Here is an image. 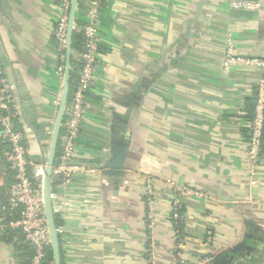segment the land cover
I'll use <instances>...</instances> for the list:
<instances>
[{
    "label": "crops",
    "instance_id": "1",
    "mask_svg": "<svg viewBox=\"0 0 264 264\" xmlns=\"http://www.w3.org/2000/svg\"><path fill=\"white\" fill-rule=\"evenodd\" d=\"M232 1L103 0L96 83L75 151L94 171L53 190L63 264H264V146L257 166L247 153L264 69L223 67L229 45L264 58V0H249L260 10ZM9 2L13 19L0 16V39L7 70L29 87L34 172L49 151L61 91L58 0ZM88 16L79 0L75 29ZM118 143L119 169L110 166ZM7 149L0 140V264H29L31 244L4 220L14 178Z\"/></svg>",
    "mask_w": 264,
    "mask_h": 264
},
{
    "label": "built area",
    "instance_id": "2",
    "mask_svg": "<svg viewBox=\"0 0 264 264\" xmlns=\"http://www.w3.org/2000/svg\"><path fill=\"white\" fill-rule=\"evenodd\" d=\"M73 0H58V16L54 26L58 62L55 73L61 82L65 73L68 28ZM89 16L82 27L84 34V50L82 66L76 87L69 95L67 110L60 134L58 153L53 168L52 185L64 188L80 172H93L94 169L79 163L75 159L77 140L81 133L87 109V93L96 83V67L100 50L99 20L103 9V0H85ZM231 5L235 9L260 10V1L234 0ZM234 65L256 66L264 69V58L244 55L235 52L229 45L224 59L225 70ZM62 85V84H61ZM62 88V86H61ZM61 97V93H60ZM60 97L57 101L59 104ZM57 104V105H58ZM19 124L22 125L19 128ZM54 127V126H53ZM53 129L51 130L52 134ZM30 129L23 123L20 107L14 86L11 82L0 56V140L8 145L5 160L14 173L13 183L7 189L8 203L5 225L8 228L20 229L24 238L34 250L29 264H45L50 246V230L46 218L43 193V168L38 165L33 172V163L29 158L27 138ZM264 136V78L257 85L256 102L253 118L250 123V136L247 153L253 164L257 166L262 159ZM57 195L53 192V205L56 217L61 216V207L57 204ZM180 207L174 204V219H181ZM60 227L58 228V232Z\"/></svg>",
    "mask_w": 264,
    "mask_h": 264
},
{
    "label": "water",
    "instance_id": "3",
    "mask_svg": "<svg viewBox=\"0 0 264 264\" xmlns=\"http://www.w3.org/2000/svg\"><path fill=\"white\" fill-rule=\"evenodd\" d=\"M79 0H73L71 13H70V20H69V28H68V41H67V48H66V66H65V73L62 82V89H61V97L58 104L57 115L54 122L53 131L50 137V147L48 151L47 157H44L42 168H43V193H44V206H45V213L46 218L50 230V246L53 252V264H63L62 263V255H61V245H60V238L58 228L56 226V216L54 213V205H53V185H52V174L53 168L55 165L57 153H58V146H59V139L60 134L62 131L63 121L65 118L69 94H70V71H71V59H72V43H73V32L76 27V12L78 8ZM0 16L3 20H12L13 19V6L10 4L9 0H0ZM0 56L4 64V59L8 58V53L5 47V44L2 39H0ZM5 66V64H4ZM6 70L7 67L5 66ZM9 73L11 82L15 89V94L18 99L19 107H20V115L23 123L30 129V133L35 134L36 132L33 131L31 123L27 120L25 109H24V94L29 93V87L24 81L22 75H20L15 69H11L10 71L7 70ZM19 74V75H18ZM38 136V135H37ZM120 143L116 145L115 153L116 156L114 158V162L110 165L113 167L117 166L116 168H123V165L120 164L122 160H124L125 150L122 147H119ZM213 264H226V262L221 257H216L213 261Z\"/></svg>",
    "mask_w": 264,
    "mask_h": 264
},
{
    "label": "trees",
    "instance_id": "4",
    "mask_svg": "<svg viewBox=\"0 0 264 264\" xmlns=\"http://www.w3.org/2000/svg\"><path fill=\"white\" fill-rule=\"evenodd\" d=\"M72 48H73V50H76L79 52H82L84 50V34H83V31H79L77 29H74ZM71 66L72 67H71V71H70V82H69L70 83L69 84L70 85V94H71L72 90L77 85L79 72H80V69L82 66V58H79V57L75 58L74 55H72ZM263 146H264V136H263ZM183 211H184V208H182V207H180L178 209V212L180 214H182ZM178 220H182V218L181 219L179 218ZM55 221H56L57 228H59V226L61 225L60 218L56 217ZM178 225H179L178 227H182V222L179 221ZM61 255H62V250H61ZM53 262H54L53 252L51 250V246H49L48 251H47V258H46L45 264H53Z\"/></svg>",
    "mask_w": 264,
    "mask_h": 264
},
{
    "label": "rangeland",
    "instance_id": "5",
    "mask_svg": "<svg viewBox=\"0 0 264 264\" xmlns=\"http://www.w3.org/2000/svg\"><path fill=\"white\" fill-rule=\"evenodd\" d=\"M60 83L62 84V82H61V80H60ZM62 86V85H61ZM60 86V87H61ZM60 87H59V90H60ZM62 89V88H61ZM60 93H61V91H59V93L57 94V98H56V102H55V104L57 105L58 103H57V101H58V99H59V97H60ZM58 106V105H57ZM50 146V145H49ZM48 151V150H47ZM46 151V154L48 155V152ZM47 155H46V157H47ZM172 218L174 219L175 217L172 215ZM175 220V224L178 226V223H177V221H178V219L176 220V219H174ZM185 264V263H184Z\"/></svg>",
    "mask_w": 264,
    "mask_h": 264
}]
</instances>
